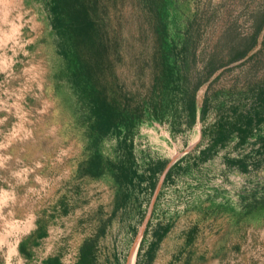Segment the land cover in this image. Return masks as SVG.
<instances>
[{"label": "rangeland", "instance_id": "rangeland-1", "mask_svg": "<svg viewBox=\"0 0 264 264\" xmlns=\"http://www.w3.org/2000/svg\"><path fill=\"white\" fill-rule=\"evenodd\" d=\"M99 7L120 92L124 74L142 92L149 66L164 58L182 90L203 80L197 109L205 93L222 102L264 82V0H101ZM258 27L255 44L229 61ZM52 40L40 0H0V264H140L151 228L164 223L170 228L149 264H264V206L245 212L236 194L244 179L264 177V156L228 179L214 174L204 184L187 171L161 186V174L151 192H137L115 177L116 139L92 142L57 77L62 60ZM209 60L217 69L206 76ZM157 116L136 125L139 172L150 157L168 167L199 140V121L172 135V122Z\"/></svg>", "mask_w": 264, "mask_h": 264}, {"label": "trees", "instance_id": "trees-1", "mask_svg": "<svg viewBox=\"0 0 264 264\" xmlns=\"http://www.w3.org/2000/svg\"><path fill=\"white\" fill-rule=\"evenodd\" d=\"M40 1L53 35L55 54L62 60L57 77L72 93L75 108L88 124L92 142L96 144L110 135L116 139L120 151L116 179L142 193L151 192L161 174V186L173 183L175 176L187 171L194 180L206 184L214 174L228 179L233 170L244 173L259 165L264 156V82L249 94L222 102L205 93L197 109L194 96L203 80L196 78L187 91L182 90L178 72L164 58L160 65L152 62L149 66L142 92L127 74L120 80V92L113 83L114 65L106 59L109 44L97 12L101 0ZM258 32L259 27L229 61L243 57L255 44ZM113 54L115 62L121 61L116 50ZM205 69L209 76L217 66L209 60ZM153 116L169 119L172 135L189 130L199 121V140L168 167L165 158L150 157L139 172L133 164V137L141 118ZM236 194L245 212L264 206V177L244 179ZM169 228L168 223L151 228L140 264L151 262Z\"/></svg>", "mask_w": 264, "mask_h": 264}]
</instances>
